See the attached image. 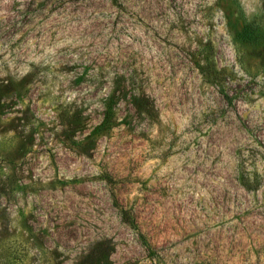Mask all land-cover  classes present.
I'll return each instance as SVG.
<instances>
[{
	"label": "rangeland",
	"instance_id": "1",
	"mask_svg": "<svg viewBox=\"0 0 264 264\" xmlns=\"http://www.w3.org/2000/svg\"><path fill=\"white\" fill-rule=\"evenodd\" d=\"M0 264H264V0H0Z\"/></svg>",
	"mask_w": 264,
	"mask_h": 264
},
{
	"label": "trees",
	"instance_id": "2",
	"mask_svg": "<svg viewBox=\"0 0 264 264\" xmlns=\"http://www.w3.org/2000/svg\"><path fill=\"white\" fill-rule=\"evenodd\" d=\"M114 1H115V4L118 3V0H114ZM245 31H251V26L248 25ZM194 61H195L196 67L200 70V72L203 74L204 78L208 82H210L211 84H216L220 86V83L222 80L221 71L218 69L214 60L209 55H205V57H202V58L199 57V59H194ZM219 91L222 93L223 97L227 101H231L229 94L223 88L220 89ZM114 119H115V116L112 111V106L109 105L103 115V121H102L101 128L111 127L114 123ZM240 180L244 186H247V188H249L244 177H241ZM116 204L120 208V212H121L123 220L127 222L129 225H131L133 228L138 229L137 223L135 219L133 218V216L131 215V213L124 207H121L117 201H116ZM140 235H141L142 243L149 249V252L151 254H155V251L150 245V243L148 242V239L146 238V236L142 233H140Z\"/></svg>",
	"mask_w": 264,
	"mask_h": 264
}]
</instances>
